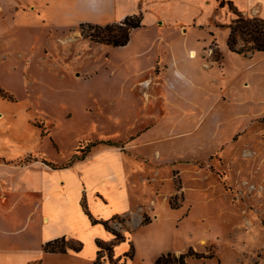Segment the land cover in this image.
<instances>
[{
	"label": "rangeland",
	"instance_id": "374dc122",
	"mask_svg": "<svg viewBox=\"0 0 264 264\" xmlns=\"http://www.w3.org/2000/svg\"><path fill=\"white\" fill-rule=\"evenodd\" d=\"M139 3L142 25L123 46L32 11L13 29L0 19V156L68 165L108 141L131 153V132L142 129L139 140L157 148L155 161L141 154L152 200L110 222L121 241L132 234L130 258L105 249L98 264H152L189 249L200 255L189 264H264V53L228 48L235 15L218 0ZM240 11L261 16L264 5ZM165 65L167 81L146 72ZM36 264L91 262L69 253Z\"/></svg>",
	"mask_w": 264,
	"mask_h": 264
},
{
	"label": "crops",
	"instance_id": "0c3cea01",
	"mask_svg": "<svg viewBox=\"0 0 264 264\" xmlns=\"http://www.w3.org/2000/svg\"><path fill=\"white\" fill-rule=\"evenodd\" d=\"M141 1L0 0V19L7 21L13 29L17 16L21 19L29 17L32 11L37 22L48 19L65 30L83 22L103 25L120 21L126 15H142ZM230 1L240 10L258 7L260 14L264 5V0ZM165 22L159 16L154 19L155 25ZM182 26L178 27L181 32ZM153 67H146L151 78L158 76L167 81V65L161 66L155 75ZM144 80L148 81L150 77ZM164 82L162 86L167 87ZM141 130L136 129L129 137L128 146L133 152L126 153L118 145L100 143L71 165H57V162L40 157L21 160L29 152L16 158L0 156V264H36L37 260L42 262L47 256L69 253L94 264L98 249L96 241L110 243L114 235L101 222L92 223L82 201L94 219L104 221L114 215L132 214L136 206L152 200L154 188L141 180L150 175L144 168L152 164L143 163L141 154L148 153L155 161L153 151L157 148L154 139L139 140ZM259 159L264 160V152ZM254 160V157L246 158V164L254 165ZM62 236L70 242L81 243V249L66 253L43 250L46 241ZM132 237L131 234L127 240L113 244L115 257L126 252V244L129 246ZM124 243L125 247L119 249Z\"/></svg>",
	"mask_w": 264,
	"mask_h": 264
},
{
	"label": "trees",
	"instance_id": "16d2710c",
	"mask_svg": "<svg viewBox=\"0 0 264 264\" xmlns=\"http://www.w3.org/2000/svg\"><path fill=\"white\" fill-rule=\"evenodd\" d=\"M224 4H227L229 10H231V12L235 15V17L227 25L229 28V34L227 37L228 48L231 51L244 56L254 51L264 53V18L256 15H244L230 0L219 1L220 7L224 6ZM141 20L142 15L141 13H138L126 15L120 21L110 22L103 25L89 22H83L79 25L82 28L86 26L89 29L85 35L96 43L111 46H123L129 41L131 31L134 28L141 26ZM216 59H218V57ZM94 143L95 142H88L86 144V149L88 150V148L94 145ZM107 143L116 145L114 142L108 141ZM72 157L74 158L75 155L73 154ZM72 162H70L68 165H71ZM82 207L88 214L92 223L101 222L105 228L114 235V242H118L123 239L121 232L110 226V222L118 220L121 218V215H114L109 220L100 221L94 219L90 215L84 200L82 201ZM143 223L144 221L141 222V224ZM114 242L105 243L100 240L96 241L98 249L96 251L95 264H98V259L101 256L102 251L105 249L109 250L110 253L108 257L111 259ZM42 247L46 252L65 253L68 250L79 251L82 247V244L77 242L75 245H73L69 240L62 236L46 241ZM196 254L197 253L192 252L191 249L180 254L167 251L156 257L152 264H189L186 260V257ZM124 255L128 256V258L131 256V254H128V252H125Z\"/></svg>",
	"mask_w": 264,
	"mask_h": 264
},
{
	"label": "bare ground",
	"instance_id": "6f19581e",
	"mask_svg": "<svg viewBox=\"0 0 264 264\" xmlns=\"http://www.w3.org/2000/svg\"><path fill=\"white\" fill-rule=\"evenodd\" d=\"M194 56V53H193V51L190 53V57H193Z\"/></svg>",
	"mask_w": 264,
	"mask_h": 264
}]
</instances>
